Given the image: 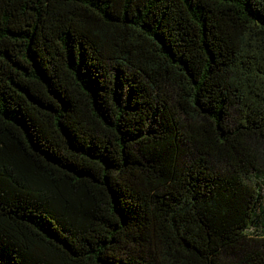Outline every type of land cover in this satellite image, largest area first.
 I'll return each mask as SVG.
<instances>
[{
  "label": "trees",
  "instance_id": "16d2710c",
  "mask_svg": "<svg viewBox=\"0 0 264 264\" xmlns=\"http://www.w3.org/2000/svg\"><path fill=\"white\" fill-rule=\"evenodd\" d=\"M0 264H264V0H0Z\"/></svg>",
  "mask_w": 264,
  "mask_h": 264
}]
</instances>
